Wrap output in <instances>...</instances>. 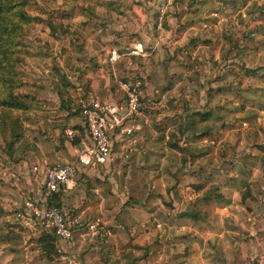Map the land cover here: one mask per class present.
<instances>
[{"label": "crops", "instance_id": "1", "mask_svg": "<svg viewBox=\"0 0 264 264\" xmlns=\"http://www.w3.org/2000/svg\"><path fill=\"white\" fill-rule=\"evenodd\" d=\"M197 1L66 0L58 32L63 39L58 60L62 80L51 71L43 77L34 66L38 80L30 88L33 100L24 123L31 147L20 158L8 157L0 177V221L10 230L0 235V264H65V244L50 228L25 227L9 219L10 211L27 199L57 206L69 221H80L72 238L74 264H230L227 250L200 246L208 234L199 230L194 217L179 216L185 203L192 207L180 200L182 184L167 195L160 181L168 171L177 176L183 171L180 161L176 167L179 154L165 147L168 120L191 125L194 112L189 72L179 71L176 60L196 55L194 43L220 25L211 12L217 0ZM45 28L52 36L58 31L50 23ZM135 43L143 45L142 57L126 55ZM111 50L125 54L112 66L107 63ZM179 72L187 80L180 89ZM135 80L142 83V110L123 124L133 127V133L112 131L111 161L82 169L75 187L61 188L48 199L45 173L74 160L90 144L79 103L122 105L118 83ZM93 222H98L100 235L90 238Z\"/></svg>", "mask_w": 264, "mask_h": 264}, {"label": "rangeland", "instance_id": "2", "mask_svg": "<svg viewBox=\"0 0 264 264\" xmlns=\"http://www.w3.org/2000/svg\"><path fill=\"white\" fill-rule=\"evenodd\" d=\"M65 2L28 0L26 10L34 23L23 37L18 67L22 86L17 92L32 100L30 88L38 80L34 66L43 77L51 71L62 80L59 19L65 14ZM211 10L216 13L213 20L220 23L216 31L200 34L193 47L196 55L176 60L179 71L189 72L194 112L191 125L168 120L165 147L179 154L176 167L180 161L182 175L168 171L160 181L167 195L182 184L180 200L192 207L185 203L179 216L194 217L199 230L208 234L200 246L227 250L230 264H264V159L255 158L254 149L264 148V0H217ZM47 23L58 30L56 35L46 32ZM175 76L180 89L186 73ZM8 161L0 135V177ZM5 232L10 230L1 220L0 235Z\"/></svg>", "mask_w": 264, "mask_h": 264}, {"label": "built area", "instance_id": "3", "mask_svg": "<svg viewBox=\"0 0 264 264\" xmlns=\"http://www.w3.org/2000/svg\"><path fill=\"white\" fill-rule=\"evenodd\" d=\"M144 54L143 45L135 43L126 55L129 57H142ZM124 56V53L111 50L107 63L112 66ZM118 85L124 94L122 105L98 100L81 101L79 103V113L84 121L90 144L83 146L74 160L64 165L55 166L45 173L43 190L48 199L61 188L75 187L78 174L82 169L104 165L111 161L112 146L109 134L112 131L118 129L121 135H131L133 133V127L124 128L123 124L127 120L138 117L141 113L142 83L140 80L120 81ZM67 135L72 137V132H67ZM9 219L21 223L25 227L43 224L50 228L54 236L65 244V251L62 256L63 262L74 264L71 253L72 238L74 230L80 226L79 220L69 221L60 208L31 199L24 200L20 209L10 214ZM88 233L90 238L100 235L98 222L88 225Z\"/></svg>", "mask_w": 264, "mask_h": 264}, {"label": "trees", "instance_id": "4", "mask_svg": "<svg viewBox=\"0 0 264 264\" xmlns=\"http://www.w3.org/2000/svg\"><path fill=\"white\" fill-rule=\"evenodd\" d=\"M27 4L28 0H0V135L10 159L20 158L31 147L24 133L31 98L17 92L22 86L18 67L23 37L34 23ZM254 149L255 158L264 159V148Z\"/></svg>", "mask_w": 264, "mask_h": 264}]
</instances>
